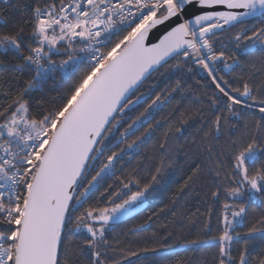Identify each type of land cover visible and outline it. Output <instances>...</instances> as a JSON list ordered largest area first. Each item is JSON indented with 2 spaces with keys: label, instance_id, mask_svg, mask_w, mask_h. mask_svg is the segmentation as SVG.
Masks as SVG:
<instances>
[{
  "label": "snow or ice",
  "instance_id": "obj_1",
  "mask_svg": "<svg viewBox=\"0 0 264 264\" xmlns=\"http://www.w3.org/2000/svg\"><path fill=\"white\" fill-rule=\"evenodd\" d=\"M27 4L11 5L22 12L11 28L0 12V56L29 72L15 87L0 78V264H158L177 249L264 264V0ZM201 72L203 107L188 101L177 114ZM49 81L63 86L45 93ZM181 153L190 174L177 194L203 181L207 209L192 213L202 224L134 245L158 213L116 229Z\"/></svg>",
  "mask_w": 264,
  "mask_h": 264
},
{
  "label": "trees",
  "instance_id": "obj_2",
  "mask_svg": "<svg viewBox=\"0 0 264 264\" xmlns=\"http://www.w3.org/2000/svg\"><path fill=\"white\" fill-rule=\"evenodd\" d=\"M23 3L24 0H10L9 4H2L0 3V12L3 13L4 17L8 19V24L6 25L7 28H11L12 24L18 20L22 14L21 9L11 7L16 3ZM33 0H28L26 11H31ZM0 27H5L4 25H0ZM29 75L27 69L24 70H17L15 68V62L11 61V57L8 54H3L0 56V78L4 79V82L7 84L11 82L12 86L15 87L17 85H22L23 80L26 79ZM204 73H200L196 79H201L204 77ZM18 78V79H17ZM206 79H201V84L197 85L194 79L189 78L188 83L192 85V90L185 94L186 99L179 104L176 108L177 114L180 110L184 108V106L188 103V101H193L194 107H203V105L196 103V94L202 93L204 91L203 84L207 83ZM62 84L60 82H53L49 81L45 85V93H52L55 94L56 90L62 88ZM164 85L161 84V87ZM37 97L41 95V93L35 94ZM202 99H206L201 97ZM180 100L179 94H177L176 99L169 104L164 114L167 115L169 111L176 106V102ZM198 123V117L195 120L189 121L188 130L192 131L195 128V125ZM163 131V128L157 132L156 137L153 140L149 141L146 148L141 150V154L143 155L145 152L151 154L152 148L155 145L156 140L159 138L160 132ZM187 136V132L185 133ZM183 140V138H181ZM140 156L133 157L131 160V164H135L136 160L139 159ZM178 164L177 167L173 170H169V172L165 175L164 180L162 181V186L158 187V191H156L152 197L148 199L146 207L143 211L135 217V219L129 220L126 224L120 225L116 229L117 233L123 235V233L128 229L132 228L137 224L143 223L148 216L152 215V213H158L156 217L153 218V221L150 225H146L145 231L138 232L135 236H130L134 243V245H138L139 247L145 246L146 240L152 239L153 232L157 233L158 235L163 234L164 231L169 229H181L183 228L189 236L195 235L197 228L200 224H202L204 217L199 216L197 214L196 217L192 216V213L199 208L201 211H206L207 205L203 202V181L200 182L199 185L194 186L193 189L186 190L185 193L178 195L179 185L183 183L184 179L190 174L189 165L186 163L187 158L181 153L177 156ZM203 164V160L197 161ZM130 166V165H129ZM149 171V167L147 166V161H145V166L142 169L141 175H145ZM196 191L200 193V195H196ZM176 200V204L173 205L172 201ZM167 206V207H165ZM219 205L216 206V211H219ZM164 209L163 212H160V209ZM175 212V215L173 213ZM184 213V215H181ZM194 221V222H193ZM213 227L216 226V217L215 214L213 215L212 219ZM255 255V253H253ZM206 258L211 261L210 254L205 257V254L202 252H195V253H185L180 249H177L176 255H169L167 256L166 261H159L158 264H176V261L183 259L185 264H198L199 261Z\"/></svg>",
  "mask_w": 264,
  "mask_h": 264
},
{
  "label": "rangeland",
  "instance_id": "obj_3",
  "mask_svg": "<svg viewBox=\"0 0 264 264\" xmlns=\"http://www.w3.org/2000/svg\"><path fill=\"white\" fill-rule=\"evenodd\" d=\"M152 197V195L150 196V198Z\"/></svg>",
  "mask_w": 264,
  "mask_h": 264
},
{
  "label": "built area",
  "instance_id": "obj_4",
  "mask_svg": "<svg viewBox=\"0 0 264 264\" xmlns=\"http://www.w3.org/2000/svg\"><path fill=\"white\" fill-rule=\"evenodd\" d=\"M3 4V3H2ZM0 25H2V24H0Z\"/></svg>",
  "mask_w": 264,
  "mask_h": 264
}]
</instances>
